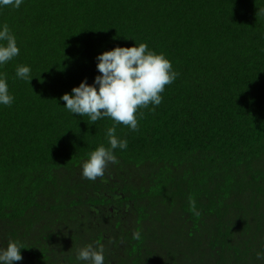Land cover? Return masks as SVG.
I'll use <instances>...</instances> for the list:
<instances>
[{
  "label": "trees",
  "instance_id": "trees-1",
  "mask_svg": "<svg viewBox=\"0 0 264 264\" xmlns=\"http://www.w3.org/2000/svg\"><path fill=\"white\" fill-rule=\"evenodd\" d=\"M264 0H23L0 9L20 54L0 72V249L14 264H264ZM147 44L179 75L162 103L139 108L137 131L103 177L82 163L109 147L104 117L64 108L100 73L96 57ZM29 66L30 84L16 77ZM139 231L140 239H133Z\"/></svg>",
  "mask_w": 264,
  "mask_h": 264
},
{
  "label": "clouds",
  "instance_id": "clouds-1",
  "mask_svg": "<svg viewBox=\"0 0 264 264\" xmlns=\"http://www.w3.org/2000/svg\"><path fill=\"white\" fill-rule=\"evenodd\" d=\"M23 0H0V9L12 7L18 9ZM264 12V9L261 10ZM20 54L16 36L7 24L0 25V67L6 65ZM97 75L92 84L87 79L79 86L73 87L71 93H65L60 98L65 102L64 108L71 114L88 116L92 124L108 117L114 121L107 129L106 136L109 147L98 146L87 155L82 163L83 178L95 181L103 177L109 163L117 164L114 150H126L127 139H120L116 135V125L123 124L131 131L139 128L137 110L147 108L149 104L156 106L162 103L165 86L172 84L179 75L173 70L172 63L163 53L150 50L145 43L134 46H117L112 50L98 54ZM16 77L27 81L33 79L29 66L20 65L16 68ZM14 97L9 93L6 75L0 72V105L10 106ZM141 233H133V239H140ZM22 245L17 241H9L6 248L0 249V264H14L23 259ZM256 257L264 261V250L257 251ZM76 260L85 264H104V249L102 246L87 245L80 249Z\"/></svg>",
  "mask_w": 264,
  "mask_h": 264
}]
</instances>
